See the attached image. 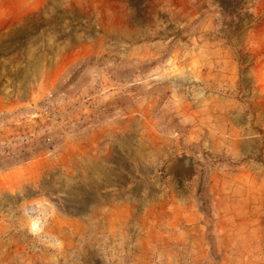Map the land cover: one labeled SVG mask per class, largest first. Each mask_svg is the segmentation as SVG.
Masks as SVG:
<instances>
[{
    "label": "rangeland",
    "instance_id": "obj_1",
    "mask_svg": "<svg viewBox=\"0 0 264 264\" xmlns=\"http://www.w3.org/2000/svg\"><path fill=\"white\" fill-rule=\"evenodd\" d=\"M0 264H264V0H0Z\"/></svg>",
    "mask_w": 264,
    "mask_h": 264
},
{
    "label": "trees",
    "instance_id": "obj_2",
    "mask_svg": "<svg viewBox=\"0 0 264 264\" xmlns=\"http://www.w3.org/2000/svg\"><path fill=\"white\" fill-rule=\"evenodd\" d=\"M217 4L220 6V10L224 14H233L237 13L238 17L241 16V14L245 10V6L249 2V0H228L230 2V5H226L225 0H215Z\"/></svg>",
    "mask_w": 264,
    "mask_h": 264
},
{
    "label": "water",
    "instance_id": "obj_3",
    "mask_svg": "<svg viewBox=\"0 0 264 264\" xmlns=\"http://www.w3.org/2000/svg\"><path fill=\"white\" fill-rule=\"evenodd\" d=\"M176 172L181 175H188L193 172V164L190 156L182 157L176 164Z\"/></svg>",
    "mask_w": 264,
    "mask_h": 264
}]
</instances>
